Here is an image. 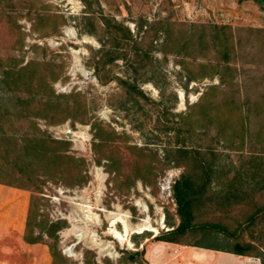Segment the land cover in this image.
<instances>
[{
	"label": "rangeland",
	"instance_id": "374dc122",
	"mask_svg": "<svg viewBox=\"0 0 264 264\" xmlns=\"http://www.w3.org/2000/svg\"><path fill=\"white\" fill-rule=\"evenodd\" d=\"M91 8L95 19L112 16L128 30L122 56L107 59L113 43L101 36L94 19L91 24L81 0H0V73L33 59L48 62L36 69L45 80L51 72L57 75L50 83L54 93L78 92L87 107L36 108L47 90L42 85L36 91V75L0 81V264H141L122 260L120 249L134 248L129 235L142 224L156 229L138 234L139 241L179 221L171 184L190 165L166 162L165 148L192 143L203 149L210 140L217 172L194 205L191 222H217L239 240L264 244V223L236 228L264 202V182L252 178L249 160L259 150L264 154V125L246 132L234 124L233 130L225 128L226 119L235 122L237 114L223 105L212 120L188 117L208 84L222 86L216 52L207 41L212 25H229L233 41L237 31L245 38L242 28H253L251 48L237 50L231 61L236 73L226 79L240 89L245 81L264 90V0H97ZM41 13L51 17L39 19ZM199 32L207 40L192 41ZM182 37H190L186 46H175ZM114 76L142 92L127 90ZM17 97L29 107L23 102L17 111L10 105ZM76 99L58 98L61 105ZM176 126L184 137L176 135ZM24 137H43L47 141L36 144L40 151L63 150L76 160L50 166L36 160L33 186L9 178L17 162L13 149ZM116 152L122 160L108 171L105 161L116 159ZM136 166L151 171L142 175ZM219 196L225 198L221 204L213 199ZM181 239L225 247L234 241L205 228H188Z\"/></svg>",
	"mask_w": 264,
	"mask_h": 264
},
{
	"label": "trees",
	"instance_id": "16d2710c",
	"mask_svg": "<svg viewBox=\"0 0 264 264\" xmlns=\"http://www.w3.org/2000/svg\"><path fill=\"white\" fill-rule=\"evenodd\" d=\"M81 2L84 4V11L88 13L87 15H90L87 16V18L90 19L89 21L91 22L94 19L96 22V27L101 30V36L108 37L113 43V47L108 50L109 55L107 59L111 61L117 56H122V47L129 40V34L126 27H123L121 23L116 22L112 16H102L100 19L101 21L95 19L93 15L94 10L93 8H91V5L93 2L97 4V0H81ZM50 17L51 16L47 13H41L38 16L39 19H48ZM109 21L112 22V25L108 24ZM91 24L93 23L91 22ZM84 29L85 31L93 32L88 27H84ZM242 29L246 31V37L244 38L245 34H240L237 31V33L234 34L236 38L235 41H233V33L229 25L226 24L212 25L208 40L206 37H204V33L202 32H199L198 36L194 35L193 38L191 37L192 41L197 37L198 39L210 41V43L212 44L216 52V65L214 67H216L217 69L216 72L218 82L222 86H218L216 84H208L206 88L201 92L199 101L195 105H192L193 109H191V111L189 112L188 117H194L195 119L199 120L203 119V117H206L208 120H212L216 116L215 110H217L219 106L223 105L227 109H229L230 112L236 111L237 118L235 122L238 121L237 123H235L231 120H227L225 117L227 123L225 122V124L222 125L223 127H225V125L227 124L225 128L233 130L232 125L234 124L236 128L238 126V129H242V132H246L250 128L257 129L260 126L264 125V90L252 88L251 86L247 85L245 81L241 83L240 89L235 83L232 84L226 79L227 77L228 80H231L232 76H234V74L236 73V67L235 65L231 64V61L238 54L237 50H245L248 52V48H251L253 44L250 38L253 28L247 26ZM101 36L98 38L102 39ZM187 40L183 37L181 39L178 38L173 41V44L175 46H178L179 41H181L180 47L184 48L187 44ZM45 63L47 64L48 62L43 63V61L33 59L26 61L24 64L18 65L13 69L5 68L0 73V81H25L26 79H28V77L36 75L38 82L36 91L39 89V87H43L42 85H44L47 89L43 91V94H41L42 97H40L36 108L49 110L55 109L56 107L60 106L65 112H67L68 110H71V108H73L75 104H77L80 105L84 109V111H87L84 97L78 92H75L73 94L54 93V90L51 87L50 83L51 80H54L57 77V75L51 72L49 78H46L45 80V75L40 72V70L36 69L38 65ZM114 77L117 78L126 87L127 90H138L137 87H135V84H133L132 82L126 81L125 79H121L117 76ZM223 86H225V88H223ZM138 92L142 91L138 90ZM61 95H73L74 97L80 99L72 100L70 102L65 101V103L61 105L60 101L58 100ZM23 102L24 100H22L21 97H17L15 98V101H12L10 105L17 109V111H21L18 105L20 104L21 106ZM25 104H27V106L29 107L28 103ZM11 110L13 111L12 108ZM4 111L7 114L9 113V109L7 107L4 108ZM66 115L67 113H65V115H62L59 119H51L49 121L54 122L57 120H62L66 117ZM97 129L104 132L101 126H98ZM175 130L176 135L181 137L183 136L181 133L182 130H180L179 127L176 126ZM214 138L217 137L214 136ZM100 140H102V138ZM41 141L45 142L47 140L43 137H24V142L19 144V146H17L15 149H13V155H11V157H13L14 161L17 162H14L16 164V167L9 178L16 179L20 182H28L30 186H33L35 184V181L37 182L38 180L35 176L36 163L34 162L36 160H40L41 162L43 161V163H45V166L56 164L61 160H76L75 158H73V156L64 152L63 150L53 151L52 153L47 151H40L36 147V144ZM63 142L67 143V141ZM94 142L93 145L95 144ZM212 142L210 140L209 143H205L202 147L203 149H201L198 145L192 143H181L179 145L175 144L173 146H170L169 148H165L163 153V159H166V162L169 163L173 161V163L175 164H181L184 161L185 163L190 165L188 167L184 166L185 170L182 171L177 176V178L173 180L171 184V191L175 199L176 212L179 215V221L175 226H171L167 229H158L156 233H151L149 234V236L146 235V237H148V239L150 240H165L170 242L194 244L204 247H212L231 251L237 254L253 255L258 257L259 261L264 264L263 243L255 244L250 240H239L236 237L238 236V234L226 229L223 225L217 222H191V219L193 218V213L196 210L194 205H197L201 195L207 189V183H209L211 175L214 176V174L217 172V169L212 166V161L214 160L216 154L215 147L212 145ZM130 147L143 153V149L139 146L132 145ZM7 149L8 148H6L5 150L7 151ZM257 153L258 155L249 156V160L251 163L254 162L252 164L251 171L252 178H256L257 182L259 183L261 181L264 182V154H262L261 150H259V152ZM115 155L116 159L107 157L105 161V165L108 171H111L112 168L110 164L114 163L115 161L118 162L122 160L121 152H116ZM134 170L135 172L143 175L147 172L149 173L151 171V168H149L148 166H136ZM137 176L144 180V177L140 175ZM9 182L11 181H7V183ZM131 182H133V179L130 180V183ZM257 182L254 181V183ZM231 188H225V194H229ZM213 199L215 200L214 202L217 204H221L225 200V198L220 196L219 198L214 197ZM256 222L264 223V202L256 203L251 209V211L248 213V215H246L242 219V221L237 224L236 228L242 229L243 227H248ZM188 228H205L210 230H218L224 233L225 236L229 238H234V241L231 247H225L209 243H201L199 241H187L181 239V236L185 234ZM52 231L53 224L49 225L47 232L51 233ZM142 232L131 233L129 235V237L134 243V248H121L120 252L122 254V260H126L129 262H138L141 264H148V262L143 257L144 243L140 242L141 246L138 247L139 241L135 238L138 234Z\"/></svg>",
	"mask_w": 264,
	"mask_h": 264
},
{
	"label": "crops",
	"instance_id": "0c3cea01",
	"mask_svg": "<svg viewBox=\"0 0 264 264\" xmlns=\"http://www.w3.org/2000/svg\"><path fill=\"white\" fill-rule=\"evenodd\" d=\"M140 242L144 243L143 257L148 264H262L256 256L218 248L150 240L146 236L139 240L138 247Z\"/></svg>",
	"mask_w": 264,
	"mask_h": 264
},
{
	"label": "bare ground",
	"instance_id": "6f19581e",
	"mask_svg": "<svg viewBox=\"0 0 264 264\" xmlns=\"http://www.w3.org/2000/svg\"><path fill=\"white\" fill-rule=\"evenodd\" d=\"M164 187L166 188V186H164ZM137 228H138V232H142L144 230H152V231L156 230L155 228H153L152 226H149L148 224L138 225ZM126 229H127V227H126ZM115 237L118 238V237H121V236H120V234L118 232H115Z\"/></svg>",
	"mask_w": 264,
	"mask_h": 264
}]
</instances>
